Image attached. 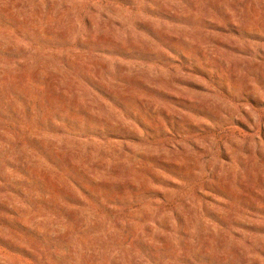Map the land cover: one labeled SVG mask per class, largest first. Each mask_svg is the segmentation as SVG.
Instances as JSON below:
<instances>
[{
	"label": "rangeland",
	"instance_id": "1",
	"mask_svg": "<svg viewBox=\"0 0 264 264\" xmlns=\"http://www.w3.org/2000/svg\"><path fill=\"white\" fill-rule=\"evenodd\" d=\"M0 264H264V0H0Z\"/></svg>",
	"mask_w": 264,
	"mask_h": 264
}]
</instances>
